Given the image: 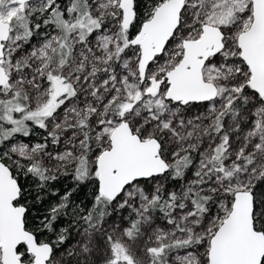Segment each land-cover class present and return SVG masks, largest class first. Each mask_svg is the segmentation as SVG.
<instances>
[{"label": "snow or ice", "instance_id": "6c2138e0", "mask_svg": "<svg viewBox=\"0 0 264 264\" xmlns=\"http://www.w3.org/2000/svg\"><path fill=\"white\" fill-rule=\"evenodd\" d=\"M0 264H264V0H0Z\"/></svg>", "mask_w": 264, "mask_h": 264}, {"label": "trees", "instance_id": "16d2710c", "mask_svg": "<svg viewBox=\"0 0 264 264\" xmlns=\"http://www.w3.org/2000/svg\"><path fill=\"white\" fill-rule=\"evenodd\" d=\"M33 137L32 139H34ZM36 139V138H35ZM188 175H191V171H189ZM178 181H172L169 180L167 182L168 187H175L178 185ZM29 188L32 189L35 186V182L33 181H28ZM75 188V191L72 192V195L70 196V207L75 206V205H81L85 208L91 207L92 202H93V196H94V186L91 184H81L79 187L76 186L74 183L71 175L61 177L58 181L54 182L46 191H42L40 193L41 196L44 198L37 203L35 201V196L36 192L33 191L32 197H30V202L34 205L32 212L33 215H36L39 212H42L44 209L49 207L53 203H58L60 201V197L64 195L65 192ZM53 189H58L59 190V195L53 196L50 193L53 191ZM127 213V214H126ZM115 215H120L121 217H126L128 215L127 210H123L120 214L113 213L112 216L106 218L105 221H108L109 218L115 217ZM61 226H66L67 221L66 220H61L60 221ZM79 237L77 234L73 231L72 236H70L69 240L66 242L65 245L61 247V250H63L64 247H68L72 244H75L77 239Z\"/></svg>", "mask_w": 264, "mask_h": 264}, {"label": "rangeland", "instance_id": "374dc122", "mask_svg": "<svg viewBox=\"0 0 264 264\" xmlns=\"http://www.w3.org/2000/svg\"><path fill=\"white\" fill-rule=\"evenodd\" d=\"M36 140H38L40 137L39 135L35 137ZM34 138V139H35ZM191 176V175H190ZM127 214V213H126ZM125 217V216H124ZM124 217H121L120 215H115V217H111L108 219V221H105L106 226H112L114 224H119L121 228L125 227L128 223L127 220L124 219Z\"/></svg>", "mask_w": 264, "mask_h": 264}]
</instances>
